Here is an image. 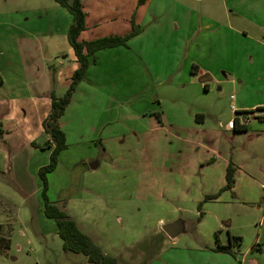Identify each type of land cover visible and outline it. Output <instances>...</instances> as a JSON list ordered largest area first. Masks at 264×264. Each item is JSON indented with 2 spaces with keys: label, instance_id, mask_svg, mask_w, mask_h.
<instances>
[{
  "label": "rangeland",
  "instance_id": "374dc122",
  "mask_svg": "<svg viewBox=\"0 0 264 264\" xmlns=\"http://www.w3.org/2000/svg\"><path fill=\"white\" fill-rule=\"evenodd\" d=\"M82 4L86 28L80 40L136 33L127 46L89 56L85 75L59 118L68 148L48 173L49 199L119 264H253L257 257L244 260L237 254L264 232V184L259 188L252 180L264 183V122L253 118V131L233 140L235 148L244 146L233 148V154L244 150L254 166L245 167L250 179L242 176L243 192L211 191L203 173L169 170L177 164L180 146L159 126L160 118L168 117L164 109L187 104L188 98L204 100L199 77L179 86L183 80L170 75L182 61L191 11L223 19L225 12L231 15L240 29L235 35L236 76L242 80L237 84L243 86L239 100L264 107V0ZM73 22L68 7L56 0H0V223L10 240V247L0 251V264H93L63 248L56 220L44 213L38 173L50 158L43 121L52 95L67 92L79 66L68 41ZM230 93L224 102L238 105ZM172 227L176 240L165 237ZM230 235L237 239L231 246L236 255L216 251L222 243L229 245Z\"/></svg>",
  "mask_w": 264,
  "mask_h": 264
},
{
  "label": "crops",
  "instance_id": "0c3cea01",
  "mask_svg": "<svg viewBox=\"0 0 264 264\" xmlns=\"http://www.w3.org/2000/svg\"><path fill=\"white\" fill-rule=\"evenodd\" d=\"M221 17L213 13L190 12L181 46L182 61H179L176 72L170 75L183 80L179 86L194 83L195 77H199L204 90V100L198 102L195 98H188L187 104L172 105L164 109L163 112L168 114V117L164 115L160 118L159 127L162 130H169L167 133L173 136L180 146L181 154L174 159L177 164H173L174 168L169 167V170L175 169L179 174L188 176L201 172L210 181L211 191H218L225 187L227 168L232 165L235 167V172L231 190L243 192L245 188L241 178L242 176L249 178L248 172L254 166L247 163L244 150L240 155L233 154V148L234 150L244 148L243 144L235 148L233 140L242 133L246 135L253 131L255 126L252 119H258L256 116L264 115V111L257 109L259 107L255 109L254 106L249 107L239 100L238 96L243 86L240 85L242 80L237 79L236 76L239 55L235 35L240 33V29L232 22V17L227 12H225V19ZM237 81L240 84H237ZM212 93L214 95L209 98ZM229 93L238 105L224 102ZM240 110L249 111L247 114H249L250 123L246 131H235L229 126L237 115V111ZM244 118L240 116L241 123ZM258 121L264 122L262 119ZM0 143L2 144L1 138ZM4 150H7V147H4ZM3 153V149L0 148V162L4 165ZM1 163L0 169H3ZM96 166L97 164H94L92 168L95 169ZM246 166L250 169H245ZM252 180L259 188L264 184L253 176ZM246 189L255 190L254 188ZM260 210L264 212V207ZM173 229L175 228L172 227L170 232ZM175 236L177 234L173 232L172 235L166 233L165 237L176 240L178 236ZM238 255H241L244 260L253 255L257 257L256 261L253 260V264H264V232L258 233L255 245L239 251Z\"/></svg>",
  "mask_w": 264,
  "mask_h": 264
},
{
  "label": "trees",
  "instance_id": "16d2710c",
  "mask_svg": "<svg viewBox=\"0 0 264 264\" xmlns=\"http://www.w3.org/2000/svg\"><path fill=\"white\" fill-rule=\"evenodd\" d=\"M63 6L68 7L69 11L73 15L74 22L70 26L68 31V41L71 44L76 59L79 63L78 68L72 74L71 82L67 92L62 97L52 95V106L48 117L43 121L44 131L49 134V139L44 144L45 148H50L49 162L41 166L38 170L39 176L43 182V199H44V213L47 217L53 218L57 222L58 234L63 241V248L66 251H72L75 253H82L86 256L87 260L93 264H119L118 258L104 253L102 248L95 242L94 238L84 232L78 225L76 220L71 218L66 210L51 201L47 195L48 190V173L52 172L57 164L61 152L68 148L66 141V133L61 128L59 118L64 114L67 105L71 101L72 93L75 90L76 85L85 75V71L89 65V56L96 51L109 47H116L120 45L127 46L128 39L136 33L135 30L126 35H109L95 40L84 41L80 40V34L86 28V13L83 10L82 0H56ZM144 0H139L142 3ZM264 111V107H259ZM251 111V110H250ZM249 112L247 110H240L234 117V130L246 131L248 125L240 122V116L243 113ZM258 119L264 120V115L256 116ZM2 128L0 122V138H2ZM235 169L232 165L227 168L226 185L223 188L232 189L234 183ZM3 225L0 224V251L10 247V240L2 235L1 229ZM230 243L228 246L219 245L216 251H227L235 254L231 251V246L234 241H237L236 237L230 235Z\"/></svg>",
  "mask_w": 264,
  "mask_h": 264
},
{
  "label": "built area",
  "instance_id": "2783aa9c",
  "mask_svg": "<svg viewBox=\"0 0 264 264\" xmlns=\"http://www.w3.org/2000/svg\"><path fill=\"white\" fill-rule=\"evenodd\" d=\"M242 123L248 125L250 123V118L247 116L243 119ZM230 128L233 129L234 128V123L233 121L230 122L229 124Z\"/></svg>",
  "mask_w": 264,
  "mask_h": 264
},
{
  "label": "water",
  "instance_id": "95a60500",
  "mask_svg": "<svg viewBox=\"0 0 264 264\" xmlns=\"http://www.w3.org/2000/svg\"><path fill=\"white\" fill-rule=\"evenodd\" d=\"M237 115H240V113H237ZM92 166H93V164H92ZM167 229H168L167 232H168L169 234H171V232H170L171 229H170V228H167Z\"/></svg>",
  "mask_w": 264,
  "mask_h": 264
}]
</instances>
